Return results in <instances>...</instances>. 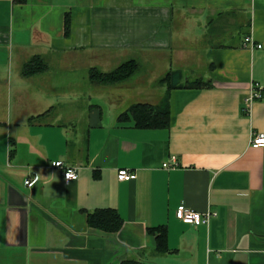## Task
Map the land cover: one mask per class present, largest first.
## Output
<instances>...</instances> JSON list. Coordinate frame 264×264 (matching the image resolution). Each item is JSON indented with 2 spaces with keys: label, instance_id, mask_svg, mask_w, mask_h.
Segmentation results:
<instances>
[{
  "label": "crops",
  "instance_id": "obj_1",
  "mask_svg": "<svg viewBox=\"0 0 264 264\" xmlns=\"http://www.w3.org/2000/svg\"><path fill=\"white\" fill-rule=\"evenodd\" d=\"M198 42L209 85L171 90L173 72L189 82L197 54L185 44ZM164 54L166 130L120 123L87 95L80 131L66 111L78 97L48 62L93 84V70L135 62L139 74L140 60L159 65ZM132 55L141 58L121 63ZM36 57L48 70L24 77ZM256 88L263 97L246 113ZM253 134H264V0H0V264H264V148ZM56 162L78 181L67 184ZM122 169L136 180L120 182ZM182 208L211 220L184 224ZM102 209L121 215L119 233L90 228ZM162 226L170 253L160 256L149 230Z\"/></svg>",
  "mask_w": 264,
  "mask_h": 264
},
{
  "label": "rangeland",
  "instance_id": "obj_2",
  "mask_svg": "<svg viewBox=\"0 0 264 264\" xmlns=\"http://www.w3.org/2000/svg\"><path fill=\"white\" fill-rule=\"evenodd\" d=\"M185 46H187L186 48L188 49L191 47L195 48L197 54L196 60L190 68L192 70L186 73V78L189 80V83L192 84L201 80L207 81L208 63L203 50V42H198L193 45L186 43ZM139 58L141 57L138 55L128 56L127 58H123L121 63L129 61L130 59ZM172 59L171 54H164L159 65L157 64L154 66L146 64L144 60H140L139 63L141 65V70L139 74L121 85L109 87L91 84L88 79L89 76L86 74L75 77L69 70L64 72L56 66L57 64L55 60H52L51 57L48 58V62L53 69L52 78H65L67 83L65 84L67 94H73L75 97H78L77 100L75 99L77 105L72 106L71 108L68 107L66 111H68L67 115H76V122L79 123L78 126L80 127V131H83L86 128L88 116L86 108L88 102V100H86L87 95H91L93 99H98V104L102 105L105 111H108V108H110V110L115 108V116L127 112L134 104L150 103L149 105L153 106L159 105L165 98L168 88L167 84H160V80L165 78L171 71L170 67H172ZM70 63L71 60H67V64L69 65ZM62 86H64L63 83H61V87ZM141 91H147L146 93L151 91L150 93L153 94V97L149 99V97Z\"/></svg>",
  "mask_w": 264,
  "mask_h": 264
},
{
  "label": "trees",
  "instance_id": "obj_3",
  "mask_svg": "<svg viewBox=\"0 0 264 264\" xmlns=\"http://www.w3.org/2000/svg\"><path fill=\"white\" fill-rule=\"evenodd\" d=\"M16 3H23L25 0H14ZM67 26V30H68ZM48 70V66L45 61L36 57L32 59L23 69L24 77H32L45 73ZM139 71V66L135 62H128L112 73H101L97 70H93L90 75V80L94 85L98 86H118L121 85L132 77H134ZM167 79H170V89L190 88L200 89L208 86L203 80L190 84L189 82L182 84L183 73L177 71L172 73ZM165 79L163 83L167 81ZM178 79L177 81H175ZM177 82V83H175ZM120 123L132 122L136 129L140 130H166L170 127L171 122V108H170V92H168L165 98L159 105L149 104H136L133 105L127 112L119 116ZM88 224L90 228L100 231L105 234H117L123 226L124 220L121 215L114 209H102L98 210L88 216ZM149 233L156 237V253L160 256L170 253L168 247V230L165 226L158 228H151ZM120 264H145L136 260H125Z\"/></svg>",
  "mask_w": 264,
  "mask_h": 264
},
{
  "label": "built area",
  "instance_id": "obj_4",
  "mask_svg": "<svg viewBox=\"0 0 264 264\" xmlns=\"http://www.w3.org/2000/svg\"><path fill=\"white\" fill-rule=\"evenodd\" d=\"M246 45L254 46V43L250 38L246 39ZM259 49L262 48V46H257ZM263 97L262 93L256 88L254 89L250 96L245 101V109L244 111L246 113H250L251 107L253 102L256 100H259ZM251 145L255 149H262L264 148V134H253L251 138ZM53 167L62 169L64 172V179L67 184H70L72 182L78 181L79 176L77 169L72 167H64V164L62 162H56L53 163ZM178 167L177 160L173 158V164H164L165 169H171ZM137 176L133 171L122 169L118 172V180L120 182H130L133 180H136ZM37 181L33 182H26V185L29 187H33ZM178 218L180 221H182L184 224L187 225H194V226H202V225H208L211 220L210 214H200L191 210H187L186 208H182L178 212Z\"/></svg>",
  "mask_w": 264,
  "mask_h": 264
}]
</instances>
